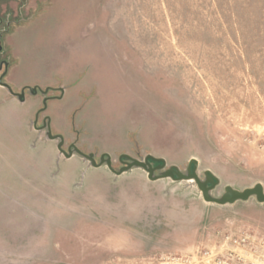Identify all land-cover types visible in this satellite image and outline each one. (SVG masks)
I'll list each match as a JSON object with an SVG mask.
<instances>
[{"label":"rangeland","instance_id":"1","mask_svg":"<svg viewBox=\"0 0 264 264\" xmlns=\"http://www.w3.org/2000/svg\"><path fill=\"white\" fill-rule=\"evenodd\" d=\"M8 74L28 98L65 89L41 101L35 129L48 116L96 164L151 157L158 177L194 159L201 183L217 181L210 198L264 193V0H0ZM2 149L13 144L0 137ZM102 166L68 168L82 171L68 187L55 168L35 196L0 190V264H215L233 250L226 222L264 236L254 197L219 206L193 180Z\"/></svg>","mask_w":264,"mask_h":264},{"label":"crops","instance_id":"2","mask_svg":"<svg viewBox=\"0 0 264 264\" xmlns=\"http://www.w3.org/2000/svg\"><path fill=\"white\" fill-rule=\"evenodd\" d=\"M51 55L47 56L50 58ZM4 82L14 94L24 88L22 87L23 85L19 84V81L15 80L14 74H8ZM56 93L58 94L48 97V99H52V103L61 99L66 91L63 89V92L59 90ZM37 94L29 93L30 97L28 98L26 90H24L23 100L20 101L16 96L10 94L6 88L0 87V137L3 141L13 144V149L11 150H0V190L1 196L6 195L7 197L5 198L7 199L12 195L23 197L24 195L20 188L24 189L27 187L33 190V195L35 196L38 180L52 179L51 172L55 168H66L61 180L63 183L62 187L65 183L67 187L72 185L76 181L77 174L82 172L69 170L68 168H94L80 155L73 154L70 158H65L57 150L58 140H49L47 136H42L44 130L33 128V123L36 116L38 119L40 110L36 111L40 109L41 101L43 102L46 98L45 95L40 93L41 96L37 97ZM2 104L5 105L4 109L1 108ZM32 118L34 119L33 122ZM47 119L50 127L48 116ZM51 134L60 136L63 146L65 143L67 144L65 147L72 146L85 155H92L84 152L87 151L84 144H77L73 141L69 132L60 133L56 131ZM97 168L104 167L100 166ZM36 194L39 195V193ZM2 197L4 198V196ZM0 203L6 204L2 199ZM0 212L1 219L6 218L8 220V214L4 213L3 206Z\"/></svg>","mask_w":264,"mask_h":264},{"label":"water","instance_id":"3","mask_svg":"<svg viewBox=\"0 0 264 264\" xmlns=\"http://www.w3.org/2000/svg\"><path fill=\"white\" fill-rule=\"evenodd\" d=\"M0 87L6 88L10 92V94L16 96L20 101L23 100L24 91L22 90L20 94H14L11 91L10 87L2 82V77H0ZM28 90H29V92L31 94H36L37 92H39L42 95H46L47 94V90L46 91H39L37 88H29ZM46 101H47V99H44V101H43L44 107H45ZM46 121L47 122L44 123L45 125L43 126L42 129H46L47 138L49 140H53V141L54 140H58L59 141V143L57 145L58 152L60 154H62L65 158H70L73 155L72 151L71 150L64 151L62 149V145H63L62 138L60 136H53L51 134L50 127H49V124H48V120H46ZM36 122H37V116H36V119H35V122H34V128L36 127L35 126ZM74 150H75V152L77 154H79L82 157H84L85 159H87L91 163V166H93L94 168L100 167V166H102L105 163V165L108 168V170L110 172H112L113 174L117 175V176H120L121 174L131 170L132 168H139V169H142L147 174V178L150 181H157V180H161V179H171L172 181H175V182L193 180L196 183L198 189L201 191L203 200L205 202H207V203H212V204H216V205H219V206H223V205H226V204H233V203H235L237 201H247L251 197H254L258 203H261V204L264 203V193H263V191H262L260 186H256L253 189H245L242 192L229 191V192L225 193L222 196L221 199L210 198L208 196L209 192L215 187V185L217 184V181L212 175H210V173L207 172L205 174V177H206L205 182L201 183L198 180V177L196 176L195 170H196L197 162L194 159L190 160L189 166L187 168L186 175H182V174L176 172L172 168V169L167 170L163 175L158 176V177H154L153 176L154 171L161 170V169L164 168L163 160H156V159H153L151 157H147L144 160V162H141V161H137V160H133V159L127 158L125 156L128 159L129 162L123 163L124 166L119 170V172H114L111 169L110 160L107 159V160L104 161V156L101 157L100 163L96 164L94 162L92 156H86V155L82 154L80 151H78L76 148H74ZM150 160L159 163V167L156 168V169H152L150 164H149ZM191 167H193V168H191Z\"/></svg>","mask_w":264,"mask_h":264},{"label":"built area","instance_id":"4","mask_svg":"<svg viewBox=\"0 0 264 264\" xmlns=\"http://www.w3.org/2000/svg\"><path fill=\"white\" fill-rule=\"evenodd\" d=\"M229 226L225 233V244H230L233 250L227 251L225 257H218L215 264H264V236L250 231L244 225L234 226L233 222H226ZM244 251L246 257H242L237 250Z\"/></svg>","mask_w":264,"mask_h":264},{"label":"flooded vegetation","instance_id":"5","mask_svg":"<svg viewBox=\"0 0 264 264\" xmlns=\"http://www.w3.org/2000/svg\"><path fill=\"white\" fill-rule=\"evenodd\" d=\"M48 100V99H47ZM44 101V100H43ZM40 115V114H39ZM47 121H46V119L44 120L43 119V121L38 125V128L37 129H41V130H44V131H46V129H42L43 128V126L45 125L44 123H46ZM62 147H63V145H62ZM65 150L66 151H68V150H71L72 151V154H76V155H79V154H77L76 152H75V150H74V147H72V146H68V147H66L65 148ZM79 151V150H78ZM81 156V155H80ZM86 156H92V155H86ZM82 157V156H81ZM84 158V157H83ZM92 158H94L93 156H92ZM85 159V158H84ZM88 163H90L87 159H85ZM91 164V163H90ZM121 166H123V165H121Z\"/></svg>","mask_w":264,"mask_h":264}]
</instances>
